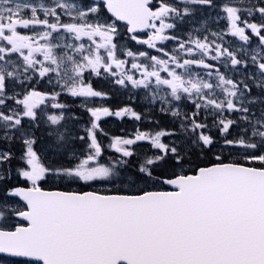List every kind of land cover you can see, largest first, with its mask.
Instances as JSON below:
<instances>
[{"label": "snow or ice", "instance_id": "6c2138e0", "mask_svg": "<svg viewBox=\"0 0 264 264\" xmlns=\"http://www.w3.org/2000/svg\"><path fill=\"white\" fill-rule=\"evenodd\" d=\"M0 264H264V0H0Z\"/></svg>", "mask_w": 264, "mask_h": 264}, {"label": "trees", "instance_id": "16d2710c", "mask_svg": "<svg viewBox=\"0 0 264 264\" xmlns=\"http://www.w3.org/2000/svg\"><path fill=\"white\" fill-rule=\"evenodd\" d=\"M107 120H108V123L105 124L104 126L108 128L110 132L119 133V128L121 127L120 122L114 121L112 118H109ZM122 127H124L125 129L129 127V122H127L126 118H125V123L124 125H122Z\"/></svg>", "mask_w": 264, "mask_h": 264}]
</instances>
